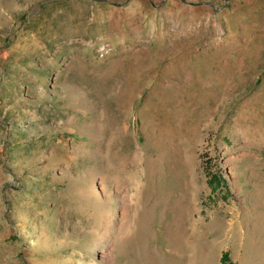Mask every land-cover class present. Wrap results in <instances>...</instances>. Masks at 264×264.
I'll return each mask as SVG.
<instances>
[{
  "label": "rangeland",
  "instance_id": "rangeland-1",
  "mask_svg": "<svg viewBox=\"0 0 264 264\" xmlns=\"http://www.w3.org/2000/svg\"><path fill=\"white\" fill-rule=\"evenodd\" d=\"M264 264V0H0V264Z\"/></svg>",
  "mask_w": 264,
  "mask_h": 264
},
{
  "label": "trees",
  "instance_id": "trees-1",
  "mask_svg": "<svg viewBox=\"0 0 264 264\" xmlns=\"http://www.w3.org/2000/svg\"><path fill=\"white\" fill-rule=\"evenodd\" d=\"M222 264H234L230 257H229V254L228 252H224L223 255H222Z\"/></svg>",
  "mask_w": 264,
  "mask_h": 264
}]
</instances>
